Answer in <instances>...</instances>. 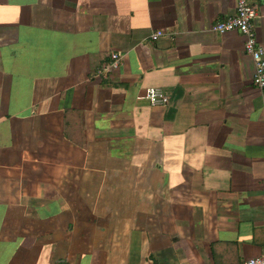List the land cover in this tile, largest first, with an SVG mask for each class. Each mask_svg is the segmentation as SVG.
<instances>
[{
    "label": "crops",
    "instance_id": "0c3cea01",
    "mask_svg": "<svg viewBox=\"0 0 264 264\" xmlns=\"http://www.w3.org/2000/svg\"><path fill=\"white\" fill-rule=\"evenodd\" d=\"M252 1L264 46V0ZM235 11L236 0H0V264L261 254L264 90L244 36L210 29ZM112 51L121 66L93 78ZM149 86L169 102L151 105Z\"/></svg>",
    "mask_w": 264,
    "mask_h": 264
},
{
    "label": "built area",
    "instance_id": "2783aa9c",
    "mask_svg": "<svg viewBox=\"0 0 264 264\" xmlns=\"http://www.w3.org/2000/svg\"><path fill=\"white\" fill-rule=\"evenodd\" d=\"M258 5L252 0H236V11L233 15H227L215 21L210 29L219 34L237 30L244 40V53L250 56L253 62L252 83L255 87L264 90V46L257 37L256 18ZM162 30H154L151 41H156L162 36ZM123 56L118 52H110L109 60L101 63L92 72L95 79H107L122 64ZM145 97L151 105L165 106L169 102V96L159 86H149L145 90ZM56 264H65V261L57 260ZM242 264H264V249L261 254L246 259Z\"/></svg>",
    "mask_w": 264,
    "mask_h": 264
}]
</instances>
